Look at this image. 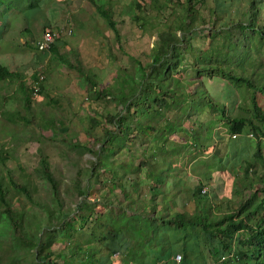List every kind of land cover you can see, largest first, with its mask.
<instances>
[{
    "label": "trees",
    "instance_id": "trees-1",
    "mask_svg": "<svg viewBox=\"0 0 264 264\" xmlns=\"http://www.w3.org/2000/svg\"><path fill=\"white\" fill-rule=\"evenodd\" d=\"M69 3L0 0V84L9 85L21 77L19 56L4 52L5 42L22 46L23 39L30 45L31 39L53 32ZM172 3L179 4L178 26L183 35L178 37L168 29L153 48L148 65L137 62L134 75L118 76L110 90L105 89L106 99L122 109L104 117L109 126L101 135L89 134L100 142L98 150L83 147L95 159L88 168L76 166L73 182L82 200L74 208L66 205L64 182L53 174L47 157L39 164L47 200H42L28 180L14 179L10 170L8 184L0 177V230L5 232H0V249L8 253L0 257V264H264V109L257 99L264 97V53L259 50L264 49V0H249L237 20L220 17L215 7L212 13L219 16L221 26L202 21L209 26L211 43L193 62L188 61L186 46L198 33L189 23L199 16L203 2L165 0L163 8ZM98 12L119 41L112 14L101 8ZM55 50L54 44L49 52H41V61ZM187 71L197 76L189 81L190 99L181 100L175 96L173 84L185 81ZM79 72L90 91L100 96L94 76ZM203 76L227 84L224 93L229 104L204 89L198 82ZM33 79L34 92L38 88L39 93L45 77L34 73ZM145 81L151 87L146 100H141L139 91ZM30 96L26 94L28 106ZM237 98L242 103L248 99L249 115H236ZM172 112L175 116L168 117ZM204 112L207 121L202 118ZM218 119L235 137L224 156L217 142L210 143L211 123ZM188 146L196 151L212 150L213 163L205 162L203 177L182 166L187 164L184 152L189 151ZM138 149L142 151L138 153ZM156 156L158 164L153 161ZM179 163L182 167L178 168ZM213 173L218 178L227 176L224 188L229 198L208 192ZM83 176L95 179L96 191L108 195L90 200L92 186L83 185ZM10 189L22 194L34 213L15 208L7 194ZM190 202L193 208H189ZM97 207L111 210L113 216L105 218ZM55 244L67 252H55ZM176 256H181L180 263Z\"/></svg>",
    "mask_w": 264,
    "mask_h": 264
},
{
    "label": "rangeland",
    "instance_id": "rangeland-1",
    "mask_svg": "<svg viewBox=\"0 0 264 264\" xmlns=\"http://www.w3.org/2000/svg\"><path fill=\"white\" fill-rule=\"evenodd\" d=\"M201 1L203 3L199 6V16L196 14L189 23L190 28L198 33L193 37L191 45L186 46L189 62L198 60V57L204 55L210 47L209 26L206 23L218 28L221 26L219 16L237 20L249 5V0ZM136 3L140 4V7H137ZM164 3L165 0H71L69 5H64L57 27L52 30L56 36L55 45L57 44L58 52L49 53L50 56L43 61L40 58L43 53L36 48V43L43 33L37 40L31 39L30 45H25L23 39L20 40L22 46L5 42L4 52L8 50L18 54L22 65L19 67L21 77L18 80L9 85L0 84L1 178L7 182L6 174L7 170H10L14 179L23 177L22 181L25 183L28 180L38 189L42 200H47V193L43 190L39 175L40 159L47 157L53 174L58 180L64 182L62 193L66 205L74 208L76 202L82 200L73 182L76 179V166L88 168L91 166V161L95 159L83 147L98 150L100 142H95L89 134L94 132L101 135L103 128L109 126L104 117L107 114H116L122 109L120 105L115 104L114 100L110 102L106 99L103 95L105 89L110 90L118 76L124 79V75L127 77L130 74L134 75L137 71V62L148 65L152 60L153 48L157 46L162 35L169 32L168 29L172 28V32L178 37L183 35L178 26L179 4H168L164 9L162 5ZM58 7L59 5L56 6L57 9ZM215 7L220 12L218 17L212 13ZM98 8L112 14L113 21L120 32L119 41L108 26L107 20L98 12ZM203 20L206 23H202ZM182 47L185 48V45ZM259 50L264 53V49ZM79 69L94 76L93 80L97 86L95 90L100 96L90 91L91 86L88 87L83 81ZM34 73L45 77L43 88L40 86L37 94L34 93V86H36V80L33 79ZM195 76L197 75L194 72L187 71L184 74L185 81L177 80L173 84L174 94L178 99H190L192 88L189 81ZM198 82L203 84L204 89L213 98L230 103L225 100L224 90L227 84L222 79H208L203 76L202 82ZM150 87L149 82L145 81L139 91L141 100H146ZM26 94L31 95L30 106L27 105ZM238 96L236 93V97ZM257 99L264 109V97L259 95ZM237 100L238 104L235 105L234 110L236 115H249L248 99L243 100V103L239 102L238 98ZM231 104L233 105L232 102ZM167 116L173 118L175 114L172 112ZM202 118L207 121L205 112ZM159 123H163L162 117ZM211 127L214 130L210 143L213 145L217 142L222 151L221 156H224L227 149L228 152L230 151V145L235 137L230 135L228 125L219 119L211 123ZM182 136L185 137L184 134ZM219 138L222 140L218 141ZM202 140L205 139L202 138ZM72 142H76L78 146ZM251 145L253 146L254 142H251ZM188 147L189 151L184 152L187 164L184 163L182 166L190 174L201 177L205 172V162L213 163L212 150L196 151ZM141 151L142 149L137 150L138 153ZM188 152L190 153L187 156ZM122 159L123 156L118 157L120 162ZM153 161L158 164L160 159L156 156ZM179 164L178 168L182 167ZM228 165L231 167V163ZM140 176L143 178V171ZM212 176L213 181L210 187L206 186L208 192L219 195L220 198H229V192L224 188L227 176L222 175V178H218L216 173ZM83 179V185L88 182L92 186L88 193L90 200L94 201L97 197L108 195V192L103 190L96 191L98 188L96 183H93L95 179H87L86 176H83ZM8 183L9 181L6 184ZM7 194L15 208L21 207L28 209L29 214L34 213L32 208H29L31 204L22 194L13 189H10ZM188 206L193 208L191 202ZM96 211L102 212L107 219L113 216L111 210H105L103 207H97ZM0 232L5 234L3 230ZM82 238L87 236L82 235ZM4 240H7L6 236ZM63 249L62 245H54L55 252ZM7 254L5 249H0V257L3 258Z\"/></svg>",
    "mask_w": 264,
    "mask_h": 264
},
{
    "label": "built area",
    "instance_id": "built-area-1",
    "mask_svg": "<svg viewBox=\"0 0 264 264\" xmlns=\"http://www.w3.org/2000/svg\"><path fill=\"white\" fill-rule=\"evenodd\" d=\"M71 33V32H70ZM56 36L53 32H46L42 35L41 39L37 42V48L39 52H46L51 49L55 42ZM38 88L35 90V94L37 93ZM206 192V189L203 190V193ZM176 260L180 261L181 256H176Z\"/></svg>",
    "mask_w": 264,
    "mask_h": 264
},
{
    "label": "crops",
    "instance_id": "crops-1",
    "mask_svg": "<svg viewBox=\"0 0 264 264\" xmlns=\"http://www.w3.org/2000/svg\"><path fill=\"white\" fill-rule=\"evenodd\" d=\"M69 1H71V0H69ZM56 42H57V41H56ZM56 45H57V44H56ZM56 48H57V47H56ZM56 51L58 52V50H55V52H56ZM5 52H6V53H12V52H10V51H8V50H6ZM44 54H45V53H44ZM48 56H50V54H49ZM177 262L180 263L179 261H177Z\"/></svg>",
    "mask_w": 264,
    "mask_h": 264
},
{
    "label": "clouds",
    "instance_id": "clouds-1",
    "mask_svg": "<svg viewBox=\"0 0 264 264\" xmlns=\"http://www.w3.org/2000/svg\"><path fill=\"white\" fill-rule=\"evenodd\" d=\"M40 39H41V38H40ZM40 39H39V40H40ZM39 40H38V41H39ZM55 41H56V39H55ZM54 44H55V42H54ZM54 44H53V45H54ZM51 48H52V47H51ZM50 50H51V49H50ZM50 50H49V51H50ZM37 51H38V49H37ZM49 51H46V52H44V53H47V52H49ZM40 53H41V52H40ZM36 94H37V93H36Z\"/></svg>",
    "mask_w": 264,
    "mask_h": 264
}]
</instances>
